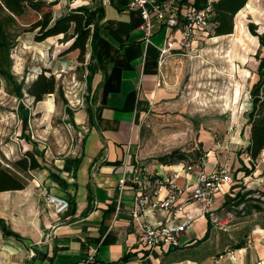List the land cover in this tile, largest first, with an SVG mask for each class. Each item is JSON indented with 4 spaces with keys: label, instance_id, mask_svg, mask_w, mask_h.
Instances as JSON below:
<instances>
[{
    "label": "crops",
    "instance_id": "0c3cea01",
    "mask_svg": "<svg viewBox=\"0 0 264 264\" xmlns=\"http://www.w3.org/2000/svg\"><path fill=\"white\" fill-rule=\"evenodd\" d=\"M76 1V6L98 7L102 13L90 92L93 121L88 122L85 107L75 112L74 124L84 135L65 159L57 160L56 174L32 170L36 175L29 172L33 179L23 189L0 192V264H264V224L234 221L232 238L226 242L227 230L211 225L193 201L186 202L175 219H192L179 247L142 246L130 221L135 188L128 178L135 168L132 152L142 120L159 92L164 28H157L146 41L138 12L126 9L128 0ZM148 168L143 167L153 190L154 176ZM124 169L127 181L120 190ZM157 169L179 187L195 182V174L186 173L184 163L160 164ZM42 183L48 192L69 200L59 219L40 204L37 184ZM226 185L214 199L218 212L230 194L231 185ZM167 193L162 186L157 194L162 198ZM147 214L155 224L168 212ZM251 239L256 241L248 244Z\"/></svg>",
    "mask_w": 264,
    "mask_h": 264
},
{
    "label": "rangeland",
    "instance_id": "374dc122",
    "mask_svg": "<svg viewBox=\"0 0 264 264\" xmlns=\"http://www.w3.org/2000/svg\"><path fill=\"white\" fill-rule=\"evenodd\" d=\"M14 1L0 0V18L10 45L9 62H5L3 52L0 62L22 84L24 93L21 99L16 98L12 85L0 75V167L27 184L32 176L14 168V160L29 151L39 163L35 172L48 169L56 174L57 160L65 159L84 135L71 123L65 108L72 111L75 122V112L89 103L91 95L85 82L89 54L86 52L81 62L79 51L69 49L71 39L58 35L35 42L34 32L24 31L46 9L57 17L79 1L53 0L54 5L51 0H19L15 5ZM11 4L13 11L7 8ZM249 22L256 24L258 32L264 30V0L247 1L233 18L232 33L205 35L163 58L159 92L142 120L141 136L132 152L134 167L146 173L143 167L152 165L153 169L147 170L154 174L160 165L158 157L178 150L185 154L180 163L202 161L207 171L218 175L224 170L231 185L229 197L247 192L246 201L240 205L230 202L216 211L222 223L227 220L221 226L227 230L223 238L226 242L232 238L234 221L249 219L254 225L264 224V149L251 174L238 173L241 162L249 166L242 150L247 143L246 113L250 109L249 89L256 80L258 53L257 39L247 30ZM41 72L53 76L55 90L35 102L25 89ZM41 187L46 189L44 183Z\"/></svg>",
    "mask_w": 264,
    "mask_h": 264
},
{
    "label": "built area",
    "instance_id": "2783aa9c",
    "mask_svg": "<svg viewBox=\"0 0 264 264\" xmlns=\"http://www.w3.org/2000/svg\"><path fill=\"white\" fill-rule=\"evenodd\" d=\"M210 2L211 0H128L126 9L138 12L141 21L139 28L143 32L144 40L148 41L157 28H164L166 39L159 50L161 63L173 50L182 49L208 35L211 29ZM204 3L206 6H203ZM184 169L188 174H195V182L187 187L177 186L172 178L164 179L163 174L157 171L153 174V185L156 188L152 190L147 175L141 168L136 167L128 178L135 188L129 210L130 221L140 243L147 250L162 246L177 248L181 245V236L191 225L192 219L186 217L181 222H176L175 219L188 201L197 203L211 225L221 227L223 224L213 208V203L222 185L229 181V177L224 174V170L219 175L207 171L202 161L184 164ZM125 174L124 169L118 185L120 190L127 181ZM37 186L41 188L40 197L44 204L50 207L59 219V216L68 210L69 200L48 192L41 184ZM160 186L168 190L167 195L162 198L157 194ZM147 210L152 216L161 215L166 211L168 214L165 219L154 224L149 221ZM92 257L91 255L88 261H91Z\"/></svg>",
    "mask_w": 264,
    "mask_h": 264
},
{
    "label": "trees",
    "instance_id": "16d2710c",
    "mask_svg": "<svg viewBox=\"0 0 264 264\" xmlns=\"http://www.w3.org/2000/svg\"><path fill=\"white\" fill-rule=\"evenodd\" d=\"M14 1V0H12ZM19 0H15L14 5ZM248 0H211L209 4L210 24L211 29L208 33L212 36L228 35L233 32L234 16L247 4ZM54 5L53 0L50 1ZM14 5L7 7L14 10ZM18 5V4H17ZM203 6H206L204 3ZM16 8V6H15ZM0 11L3 8L0 4ZM14 13V12H12ZM102 13L100 8H90L86 5H79L70 8L67 12L54 17L51 9L43 11L34 21L29 23L28 28L24 31L34 32L33 40L41 42L51 36L62 34L66 40H72L69 49L78 50L80 61L88 52V61L85 64L87 74L85 76L86 89L91 95V81L93 77V60L95 58V42L97 37V28L101 20ZM10 19L14 20L11 16ZM247 30L251 37L257 39L258 53L255 54L257 66L255 70L256 80L252 83L249 89L250 109L246 113V126L248 127L247 143L242 152L249 160V166L241 162L238 171H241L244 176L251 174L254 171L255 161L264 149V30L257 31L256 24L249 22ZM10 45L7 40V33L4 28V22L0 18V52H3L5 62H9ZM0 75L3 76L12 85V94L21 99L23 96L22 84L17 83L10 71L3 67L0 62ZM55 90V82L53 76H46L43 72L39 73L26 87L25 92L29 94L35 102L41 101L43 96L51 94ZM88 97H86L87 99ZM93 93L89 98V103L86 104L85 110L88 116V122L93 121ZM70 116L71 123L75 126L72 111L65 108ZM185 159V154L173 150L169 154L158 157L160 164L170 165L181 162ZM77 165L74 162V168ZM12 166L20 172L29 173L31 170L39 168V163L35 156L29 151H25L22 157L14 160ZM17 174L12 173L9 169L0 167V192L7 190H20L25 187ZM231 187V186H230ZM235 186L232 187V191ZM245 193L235 192L233 197L226 196L223 205L233 202L234 205H239L246 201Z\"/></svg>",
    "mask_w": 264,
    "mask_h": 264
}]
</instances>
